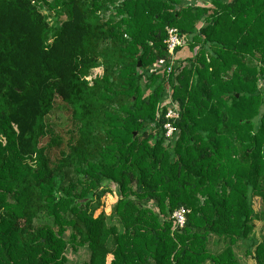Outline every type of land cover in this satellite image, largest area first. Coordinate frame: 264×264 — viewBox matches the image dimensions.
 <instances>
[{
	"label": "trees",
	"instance_id": "16d2710c",
	"mask_svg": "<svg viewBox=\"0 0 264 264\" xmlns=\"http://www.w3.org/2000/svg\"><path fill=\"white\" fill-rule=\"evenodd\" d=\"M207 1L0 0V264H264V0Z\"/></svg>",
	"mask_w": 264,
	"mask_h": 264
},
{
	"label": "rangeland",
	"instance_id": "374dc122",
	"mask_svg": "<svg viewBox=\"0 0 264 264\" xmlns=\"http://www.w3.org/2000/svg\"><path fill=\"white\" fill-rule=\"evenodd\" d=\"M51 1L52 0H47L48 4ZM46 7H48V5H46ZM65 19H66V17L64 16L60 20L64 21ZM163 67H164V65H161L160 68L163 69ZM259 85H260L261 88H263L262 87L263 83L260 82ZM169 94H171V92L168 93L167 97L169 96ZM165 101H167V100H165ZM61 116H63V117H61ZM67 120H68L67 116L64 113L57 112V113H55V114H53L51 116L50 123L53 126V128L55 129V131L58 132L61 127L62 128L65 127V125L67 124ZM114 192H115V189H114ZM115 194H116V192L113 194V196L112 195H108V196H106V198L103 199L105 211L107 213L110 212L111 207L116 202L117 196ZM253 202H254L255 210L257 212H259L261 210L262 201L259 198H254ZM148 206L155 210V207L153 206V204L149 203ZM108 223L111 224V223H116V222H111V220H110ZM253 236H255V238H257L258 241H263L264 242V223L256 222V229H255L254 234L252 235V237ZM65 240H66L67 243H69V235L65 236ZM222 247H223L222 245L217 246V247L213 246L214 251L221 250ZM89 253H90V251L87 248L77 249V248H73L70 244H68L67 250L65 252V255H66V258H67V263H69V264H83V263L88 261ZM239 254H240V256H242L241 252H239ZM240 259H241V262L243 264H254L253 261H251L250 259H247L245 257H241Z\"/></svg>",
	"mask_w": 264,
	"mask_h": 264
},
{
	"label": "built area",
	"instance_id": "2783aa9c",
	"mask_svg": "<svg viewBox=\"0 0 264 264\" xmlns=\"http://www.w3.org/2000/svg\"><path fill=\"white\" fill-rule=\"evenodd\" d=\"M184 43L183 38L179 35V32L175 28L168 29V39L166 40L167 50L169 52L170 58L169 61L170 65L168 67V72H172L174 66L176 65L175 61V52L176 49L182 46ZM168 101V102H167ZM163 106L167 107L166 118L168 121L165 126V137L167 141L173 138V136L177 133V129L174 126V123L171 121H175L179 117V108L176 104L171 105V101L167 100ZM189 214V210L182 207L176 210L172 215V221L174 222L175 229H183L187 222V216Z\"/></svg>",
	"mask_w": 264,
	"mask_h": 264
},
{
	"label": "crops",
	"instance_id": "0c3cea01",
	"mask_svg": "<svg viewBox=\"0 0 264 264\" xmlns=\"http://www.w3.org/2000/svg\"><path fill=\"white\" fill-rule=\"evenodd\" d=\"M196 4L201 5V6H207V7L210 6L207 0H196Z\"/></svg>",
	"mask_w": 264,
	"mask_h": 264
}]
</instances>
